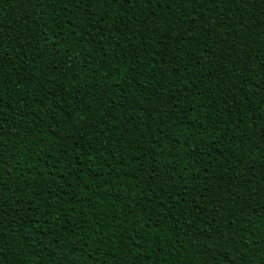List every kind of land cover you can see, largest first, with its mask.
I'll return each instance as SVG.
<instances>
[{
  "label": "trees",
  "instance_id": "trees-1",
  "mask_svg": "<svg viewBox=\"0 0 264 264\" xmlns=\"http://www.w3.org/2000/svg\"><path fill=\"white\" fill-rule=\"evenodd\" d=\"M0 264H264V0H0Z\"/></svg>",
  "mask_w": 264,
  "mask_h": 264
},
{
  "label": "snow or ice",
  "instance_id": "snow-or-ice-1",
  "mask_svg": "<svg viewBox=\"0 0 264 264\" xmlns=\"http://www.w3.org/2000/svg\"><path fill=\"white\" fill-rule=\"evenodd\" d=\"M120 2H122V0H120Z\"/></svg>",
  "mask_w": 264,
  "mask_h": 264
}]
</instances>
